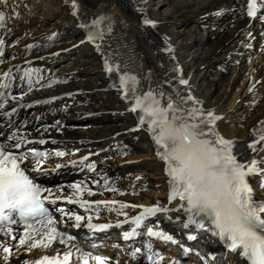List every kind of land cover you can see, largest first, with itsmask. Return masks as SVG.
Wrapping results in <instances>:
<instances>
[{
    "label": "bare ground",
    "instance_id": "1",
    "mask_svg": "<svg viewBox=\"0 0 264 264\" xmlns=\"http://www.w3.org/2000/svg\"><path fill=\"white\" fill-rule=\"evenodd\" d=\"M127 1L129 7L124 0H74V7L73 0H0V13L5 17L0 21V40L5 42L0 83L9 84L7 91L0 89L5 92L0 112L17 109L11 117L0 115V143L11 146L17 142L13 136L23 137L33 141L24 144L28 145L24 150L37 149L41 144L36 141L45 139L47 143L42 145L51 152L70 150L75 156L89 153L84 163L64 162L51 172L61 178L48 186L56 195H71L70 185L81 183L95 195L85 192L76 199L115 200L146 207L159 202L161 207L174 209L180 202L168 200L166 164L157 156L149 133L138 127L129 101L113 86V74L106 71L103 53L137 76L144 91L150 86L173 96L195 97L199 101L195 106L220 117L215 128L234 142L233 153L238 160L259 162L264 159V142L256 145L261 149L258 152L249 145L264 134V9L262 16L250 19L246 16L249 0H158L160 6L154 0ZM31 4L36 11L50 10L51 16H47L51 18L42 20ZM100 16L107 18L112 31L103 41L93 43L87 39V25ZM145 19L152 24L145 25ZM84 43L87 47L67 51ZM64 51L67 53L62 54ZM54 54L57 56L52 57ZM4 73L10 76L5 79ZM180 79L188 84H179ZM49 83L53 86L47 87ZM191 106V102L185 105ZM103 111L111 114L86 118ZM97 152L101 153L95 155ZM128 153L142 156L129 159L125 157ZM135 159L143 161L130 165L129 160ZM93 162L99 166L96 171H80L81 163ZM35 164L26 161L21 167ZM257 166L262 170L264 163ZM260 179L261 174L249 178L256 192ZM109 180L118 191H107ZM62 201H57L56 207L83 216L87 213L79 204ZM108 207L92 204L88 211L100 209L102 215H117ZM111 207L119 209L120 205ZM122 212L131 217L143 208L129 207ZM55 218L64 221L58 227L75 236L74 241L30 253L25 251L27 245H19L23 251L8 260L0 251V263L33 264L45 254L56 255L57 248L61 257L72 251L76 262L81 254L77 249L83 251L87 242L85 231L74 228L59 213ZM11 228L10 234L7 229L0 231V245H15L11 236L19 230L17 226ZM119 245L124 247L121 242ZM231 258L224 264H242L238 256Z\"/></svg>",
    "mask_w": 264,
    "mask_h": 264
},
{
    "label": "snow or ice",
    "instance_id": "2",
    "mask_svg": "<svg viewBox=\"0 0 264 264\" xmlns=\"http://www.w3.org/2000/svg\"><path fill=\"white\" fill-rule=\"evenodd\" d=\"M258 3L264 5V0H251L248 4V17H257ZM73 6L75 7L74 0ZM4 19V15L0 13V21ZM143 23L152 24L148 19H145ZM87 28V39L93 43L97 40L103 41L105 35L112 31L111 23L104 16L93 19ZM4 45L5 42L0 40V57L4 55ZM96 47L100 50L101 44L97 43ZM103 55L106 71L113 74L111 77L114 81L113 86L122 93L124 99L129 101V110L136 113L138 127L149 133L156 146L157 156L166 164V173L170 177L169 202L176 201L178 198L181 203L173 209L168 206L161 207L159 202L150 207L115 200L90 202L75 198L78 195L82 197L85 192L89 196L95 195L81 183L70 185L73 190L71 195H56L51 189L35 183L34 179L26 174L28 170L21 167V163L31 158L36 161L32 171L46 172L43 164L50 156L63 157L67 153L32 148L16 154L13 149H20L22 144L33 143V141L13 136L12 139L17 141L15 144L8 146L0 143V231L7 228V233L10 234L13 231L10 225L18 223L16 219L18 217L19 221L24 223L19 245H27L25 251L30 253L36 248L48 250L54 243L64 245L76 239L75 236L67 234L58 227L64 221H58L53 212L66 217L76 229L83 226L89 230L105 231L113 227L107 223L94 224L91 222V216H88L87 223L82 225V222L86 220L85 216L66 211L62 207H52L57 201L66 200L70 204H79L80 207L85 208V211L91 209L92 204H104L109 206L107 208L109 212L125 216L127 213L122 212L125 208H143V212L132 218L135 227L130 232L125 231L123 238L128 240L133 236L146 235L165 243L176 244L179 241L174 239L173 235L162 230H154V226L147 221L148 218L156 217L159 213L183 211L185 229L194 227L197 230L207 231L222 241L227 250L237 254L247 264H264V200L256 199L249 183L251 176L264 174L257 166L258 163H264V159L259 162L252 159L247 163L239 161L237 155L233 153L234 142L224 138L215 128V122L220 117L195 106L199 104L195 97L182 96L179 93L173 96L162 88L157 92L150 86L147 91H144L139 87L140 81L137 76L129 74L126 68L121 69L111 56L106 53ZM3 62V59H0V64ZM9 76L10 73H4L5 79ZM179 84L187 85L188 81L180 79ZM46 86L52 87L53 84L49 83ZM8 88V83H0V89ZM12 99L17 98L12 97ZM4 100L5 92H0V101ZM189 102L194 106L185 107ZM3 108L4 104L0 103V109ZM16 111L17 109L13 107L11 112H0V115L11 117ZM36 142L47 143L45 139ZM261 142H264V134L254 140L249 147L253 152H258L264 149V144ZM257 144H261V149H257ZM84 159L87 160L88 157ZM56 167L59 169L62 165ZM87 167L95 170V166L91 163ZM111 190L118 191L115 188ZM58 191L63 193V189ZM45 193L47 195H44ZM120 194L125 195V193ZM118 203L119 209L111 207ZM168 219L173 218L169 216ZM175 219L179 221L180 217L177 216ZM114 226L122 227V223ZM141 228L143 231H137ZM11 238L16 239V236L13 235ZM196 238V235H187L188 240ZM91 247L94 249L97 245L92 244ZM0 251L6 254L3 257L4 260H8L12 255V249L6 245H0ZM77 251L81 253L77 257L81 264H109L107 257L91 251H82L79 248ZM140 251L137 248L133 255ZM184 251L191 250L184 248ZM72 256L73 253L68 251L61 257L57 248L56 255L45 254L33 264H70ZM148 259L152 260V264H161L165 258L159 253H154Z\"/></svg>",
    "mask_w": 264,
    "mask_h": 264
},
{
    "label": "rangeland",
    "instance_id": "3",
    "mask_svg": "<svg viewBox=\"0 0 264 264\" xmlns=\"http://www.w3.org/2000/svg\"><path fill=\"white\" fill-rule=\"evenodd\" d=\"M155 1V4L156 3H158V0H154ZM161 5V3L159 2L158 3V6H160ZM34 7V5L33 4H31V7ZM37 9H36V7H34V9H33V12H36L37 14H41V19L43 20V19H45V18H51V17H48V16H51V11L50 10H45V11H36ZM50 12V13H49ZM50 14V15H49ZM48 15V16H47ZM87 47V43H84V45H82V46H73V47H71L69 50H67V51H71V50H74V49H76V48H78V47ZM62 54H66L67 52L66 51H64V52H61ZM59 54V53H58ZM55 55L56 54H54L52 57H55ZM57 56V55H56ZM241 83V82H240ZM235 93V92H234ZM231 97H233V95L231 96ZM106 113H110L109 111H103V112H98V113H93V114H90V115H87L86 116V118H88V116H91L90 118H95V117H99V116H104V114H106ZM111 114V113H110ZM109 114V115H110ZM141 132H143V131H141ZM150 195V194H149ZM19 238H20V236H17L16 237V239H15V246H13L11 249H12V255L13 256H15V255H18V254H20V252H22L18 247H19V245H16L18 242H19ZM20 250V251H19ZM0 264H4L3 262H1Z\"/></svg>",
    "mask_w": 264,
    "mask_h": 264
}]
</instances>
